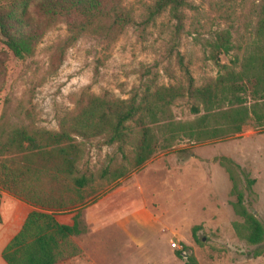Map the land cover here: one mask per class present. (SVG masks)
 I'll use <instances>...</instances> for the list:
<instances>
[{"label": "rangeland", "instance_id": "rangeland-1", "mask_svg": "<svg viewBox=\"0 0 264 264\" xmlns=\"http://www.w3.org/2000/svg\"><path fill=\"white\" fill-rule=\"evenodd\" d=\"M187 1L192 8L184 9L180 27L164 12L141 31L154 0H122L132 24L106 35L88 31L69 45L60 16L23 59L0 35V128L55 132L90 103L134 100L140 109L133 120L142 117L155 141L153 154L134 167V121L128 122L132 133L122 153L107 143V133L75 137L83 151L79 167L92 176L82 190L56 173L53 163L39 171V159L26 163L13 156L0 167V210L17 198L56 210L70 224L81 207L83 233L62 244L56 264H264V241L254 255L256 246L242 237L244 219L233 208L242 192L245 208L264 227V87L196 92L213 87L218 76L207 46L216 31L229 29L235 45L221 63L241 70L264 0ZM29 14L26 9L24 16ZM236 112L245 119L238 131L230 117ZM222 157L239 165L230 167L233 180L219 164ZM106 170L110 174L103 176ZM118 172L122 177L114 179ZM248 180H254L250 187Z\"/></svg>", "mask_w": 264, "mask_h": 264}, {"label": "trees", "instance_id": "trees-1", "mask_svg": "<svg viewBox=\"0 0 264 264\" xmlns=\"http://www.w3.org/2000/svg\"><path fill=\"white\" fill-rule=\"evenodd\" d=\"M25 7L31 12L26 17ZM187 8H192L187 0H154L146 8L140 23L141 31L164 12H168L180 27L184 19L183 11ZM60 16L65 17L69 34L66 41L68 45L88 31L106 35L120 32L133 23L131 11L122 4V0H28V5L0 2V35L4 39L3 43L14 57L23 59L26 55L34 53L45 29ZM108 19L110 24L102 25V22ZM255 36L256 39L250 46L252 49H247L242 58L241 70L236 71V66H228L220 61L221 55H228L235 49L231 32L229 29L216 31L207 46L208 59L218 67V76L213 87H205L196 92L202 95H210L211 91L226 94L242 91L248 84L264 87V16L259 20ZM1 64L0 60V89L3 85ZM185 72L188 73L187 70ZM139 109V104L134 100L117 103L98 100L84 108L71 124L61 123L59 130L55 132L29 131L25 126L7 125L6 128H0V167L5 168V162L13 156L20 155L25 162L39 159L44 162L39 171H45L47 163H53L56 173L68 178L76 190H82L91 183L92 176H88L79 167L83 151L75 137L87 139L107 133V143L117 144L118 151L122 153L123 146L131 138L132 131L128 125L130 121H134L137 128L133 139V166L138 167L155 149L153 135L143 118L139 116L133 120ZM193 111L198 112L195 107ZM242 115L241 112H236L230 116L237 131L240 130V123L245 121ZM218 161L233 180L231 169L239 168V165L225 157ZM27 169L29 170V167ZM108 173L110 174L106 170L102 175ZM122 174L118 172L113 178H120ZM253 182L254 180H248L249 187ZM236 199L233 208L235 213L244 219L246 231L242 237L249 245L256 246L254 255L258 256L264 241V227L245 208L242 192L238 193ZM44 210L31 211L22 228L7 243L2 251V259L6 264H56L62 244L71 236L83 233L78 223L79 213L74 217L72 225H65L55 219L56 210Z\"/></svg>", "mask_w": 264, "mask_h": 264}, {"label": "crops", "instance_id": "crops-1", "mask_svg": "<svg viewBox=\"0 0 264 264\" xmlns=\"http://www.w3.org/2000/svg\"><path fill=\"white\" fill-rule=\"evenodd\" d=\"M33 210L45 211L44 209H37L31 202H26L17 198H12L7 211L0 210V259H2V251L7 243L13 238V236H15L19 232V230L22 228V225L24 224L26 217ZM55 212L56 213H54V217L60 224L72 225L74 217L77 215V213H79L80 215L81 207L74 209L75 214L73 215L72 223L70 224L60 221L58 219L59 216L57 215L58 211ZM3 263L5 262L3 261Z\"/></svg>", "mask_w": 264, "mask_h": 264}, {"label": "built area", "instance_id": "built-area-1", "mask_svg": "<svg viewBox=\"0 0 264 264\" xmlns=\"http://www.w3.org/2000/svg\"><path fill=\"white\" fill-rule=\"evenodd\" d=\"M175 245V244H174Z\"/></svg>", "mask_w": 264, "mask_h": 264}]
</instances>
